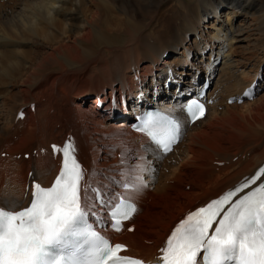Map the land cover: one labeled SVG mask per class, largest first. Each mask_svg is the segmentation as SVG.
Returning <instances> with one entry per match:
<instances>
[{
    "label": "bare ground",
    "instance_id": "6f19581e",
    "mask_svg": "<svg viewBox=\"0 0 264 264\" xmlns=\"http://www.w3.org/2000/svg\"><path fill=\"white\" fill-rule=\"evenodd\" d=\"M86 2L92 8L83 12ZM126 3L24 0L11 16L0 14V209L27 207L36 183L50 187L62 165L52 146L72 137L88 222L107 223L103 232L124 245L123 254L156 264L178 221L264 163V47L257 43H264V0ZM138 14L143 28L134 24ZM126 32L135 39L124 52L113 50ZM204 67L205 77L198 73ZM205 91L207 115L190 124L182 100ZM150 99L180 124L167 155L132 126L129 109L135 117L152 108ZM119 196L136 210L116 233L105 219Z\"/></svg>",
    "mask_w": 264,
    "mask_h": 264
},
{
    "label": "snow or ice",
    "instance_id": "6c2138e0",
    "mask_svg": "<svg viewBox=\"0 0 264 264\" xmlns=\"http://www.w3.org/2000/svg\"><path fill=\"white\" fill-rule=\"evenodd\" d=\"M187 110L192 119L204 115V105L195 100L189 102ZM145 129L165 150L179 133V125L172 120L164 125L159 121H146ZM52 150L61 152L63 157L55 182L50 187L34 184L31 206L22 211L0 209V264H37L45 246L57 242L65 226L82 214L77 195L82 168L75 155V145L69 138L62 149L53 145ZM132 211L134 208L129 204L119 215L127 219ZM216 216L217 212L205 209L189 216L162 249L164 264H200L198 255L201 252L203 264H227L229 261L264 264V184L238 200L210 234L209 228ZM249 222L257 227H249ZM237 233H241L239 239ZM106 247L108 253L102 264H142L140 260L119 255L123 249L119 243L114 246L107 243Z\"/></svg>",
    "mask_w": 264,
    "mask_h": 264
},
{
    "label": "rangeland",
    "instance_id": "374dc122",
    "mask_svg": "<svg viewBox=\"0 0 264 264\" xmlns=\"http://www.w3.org/2000/svg\"><path fill=\"white\" fill-rule=\"evenodd\" d=\"M91 1V0H90ZM108 1H110V2H112L111 0H108ZM124 1H126L127 3H126V5L129 3V4H132L133 5V3L135 2V1H137V0H124ZM141 1H143V2H148V0H141ZM19 2H24V0H9L8 2H5V1H2V0H0V14H4L7 10V12H8V14L11 16L12 15V12L11 11H13V10H15V7H16V4L17 3H19ZM87 4H86V8L83 6V8H82V11L83 12H86V9H88L89 11H90V9L92 8V6H91V4H90V2H86ZM88 5V6H87ZM125 6V5H124ZM1 7H2V9H1ZM14 8V9H13ZM4 9H6V10H4ZM3 10V11H2ZM137 10V9H136ZM170 10H172V8L170 9ZM88 11V12H89ZM61 19V18H60ZM134 21V24H136V25H138V26H140V27H144V25L147 23V20H146V18H143L140 14H138L137 16H136V18L133 20ZM135 25V26H136ZM145 29V28H144ZM143 29V30H144ZM133 39H135V36H134V34L133 33H129V32H126V33H123V34H120V36H119V38H118V40H120L119 41V43H120V47L119 48H117V49H113V50H121V51H123L124 52V50L123 49H125V47L127 46H129V43H131V41L133 40ZM152 44H153V42H151ZM257 43H259L258 45L259 46H261V47H264V43L263 42H257ZM258 45H257V47H258ZM42 46H38V48H41ZM258 48H260V47H258ZM120 55H122V54H120ZM253 55V54H252ZM175 56V53L174 52H166V54L164 55V58H172V57H174ZM122 59L125 61L126 59L122 56ZM198 59H200V57H198ZM241 61L242 60H240V65H241ZM245 62V61H244ZM256 64V63H255ZM244 67H248L249 69L252 67L251 65H248V64H245L244 65ZM249 69L248 70H246L247 72L249 71ZM207 70V68L206 67H204V68H202V69H200V70H198V73L200 74V75H202V76H204L205 77V71ZM243 69H240L239 70V72L240 71H242ZM259 74V76H260V78L262 79V80H264V65L259 69V72H258ZM246 75H249L248 73H246ZM201 76V77H202ZM214 77V76H213ZM212 77V78H213ZM216 77H217V73H216V75H215V78H214V81L211 79L210 80V82H212L211 83V85L210 84H208V86H207V89H211V90H213L214 88H215V83H216ZM202 79H203V77H202ZM184 80H186V79H184ZM191 82H193V79H191L190 80ZM233 81V80H232ZM232 81H230V82H227L223 87L224 88H221V90H220V95H222V96H220L219 98V100H221L222 102L224 101V96L226 95V91H230L231 90V87H232V85H235V82H232ZM151 82V77H149L148 78V80H147V84H149ZM164 82V81H163ZM232 82V83H231ZM165 83V82H164ZM167 85V88H166V90H167V92H168V94L170 93H172L173 92V90H174V88L175 87H173V86H171V84L169 83V81H168V83L166 84ZM262 92H258V94L256 95V97H258V95H260ZM255 97V98H256ZM151 98V97H150ZM150 101V102H149ZM148 102H149V104L150 105H152L151 103L153 102L151 99L150 100H148ZM165 102V101H164ZM229 103H231L230 101H229ZM240 106V105H239ZM223 109H225V107H223ZM128 112H130V117H131V120L133 121L134 120V117H133V115L131 114V112H132V110H130L129 109V111ZM122 118H118V122H122V120H121ZM17 157H19V155L17 156ZM32 173V172H31ZM158 180H160L161 181V179H160V177H158ZM132 227H129L128 229H131Z\"/></svg>",
    "mask_w": 264,
    "mask_h": 264
}]
</instances>
